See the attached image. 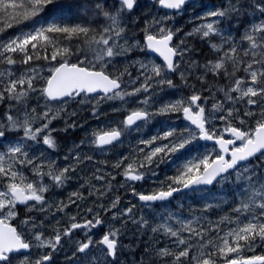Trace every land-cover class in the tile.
I'll list each match as a JSON object with an SVG mask.
<instances>
[{"label": "snow or ice", "instance_id": "snow-or-ice-1", "mask_svg": "<svg viewBox=\"0 0 264 264\" xmlns=\"http://www.w3.org/2000/svg\"><path fill=\"white\" fill-rule=\"evenodd\" d=\"M160 7L174 10L176 14L183 12L189 0H156ZM138 0H0V33L15 26L27 24L29 30L23 29L8 39H0V103L15 101L9 105L0 120V264H51L52 256L61 245L62 238L70 237L74 230H91L102 226L104 221L99 213H93L89 207L86 212L92 214V219L77 221V216H68V226L61 229L53 227V235H44L45 219L37 222L36 218L27 215L20 221L26 231H18L11 223L18 216L17 205H24L28 213H64L69 205L86 199L83 193L73 192L68 203L63 201L55 205L49 203L45 193L51 187L63 186L69 179L73 166L57 171L55 162L43 163L42 157L29 156L32 145L42 143L49 149L57 147L54 133L58 130L51 125L67 113L66 105L78 97L80 104L91 103L92 115H99V105L105 101H120L127 104V98L144 94L139 101L141 107L125 109L127 115L118 125L107 129H98L92 133L90 144L103 150L121 142V137L132 131L140 132L142 126L149 124L156 117L182 114L187 121L183 129L169 125L168 129L150 137L141 139L138 144V154L142 159L133 158L125 164L129 157L125 156L112 165L120 173L125 182H136L148 179V173L155 178L158 173L151 168L153 164L159 167L164 162L176 156V175L165 177L158 181V187L148 194H133L146 206L154 202H165L183 190L198 191L202 186L213 185L225 179L226 174L236 171L238 193L235 197V207L230 214L221 216L217 221L207 220L203 215L193 216L184 220L178 215L169 213L162 222L151 228L152 233H162L172 240V247L154 249L161 259L171 258L170 264H217L221 258L224 264H264V255L244 256L243 252L253 251L257 244L264 245V181L259 179V173L264 170V0H226L221 7H214L204 12L198 19L205 21L195 26L186 36H198L206 41L215 59H208L203 65L197 61H185L184 56L192 49L185 46V41L173 45V37L180 31L162 26L171 17H153L145 21L143 29L144 42L134 38H126L128 26L125 20L137 6ZM241 16L249 17L244 32L239 40L225 33L221 24L227 20L229 25L233 19ZM91 17V19H90ZM101 18L102 21L101 22ZM158 26V32L151 29ZM75 49V50H73ZM139 50L144 53V59L137 58L116 66L118 58H126L129 53ZM152 52L162 57L163 63L157 64L148 59L147 53ZM16 56L20 57L18 61ZM75 57V62H72ZM55 61L44 76L43 66L26 67L19 75L13 70L17 63L32 65L38 61ZM186 67L182 69L181 65ZM136 68L137 75L133 77L130 69ZM193 69H202V74L196 79L206 83V77L223 78L228 83L216 88V93H222V99L203 96L196 92L194 85L188 80ZM243 72V76L237 75ZM179 74L180 80L191 87L193 94L161 103L154 110L152 95L154 88H176L169 75ZM125 77L128 79L126 80ZM42 82V83H41ZM129 90V85H135ZM40 85V86H38ZM39 93L45 100L43 111L37 112L35 107L29 108L27 101L32 95ZM209 99L214 102L206 109ZM63 105L59 109L50 106L51 102ZM245 104L246 109L241 115L237 105ZM230 105V106H229ZM22 109L13 115L14 108ZM120 111V109H114ZM75 117L77 113L70 114ZM255 118L254 125L247 121ZM239 121L242 127L234 126L233 120ZM6 121V123H5ZM223 122V127L217 134L213 126L215 122ZM59 131L67 132L75 129L77 124H68ZM22 132L23 135L7 146L3 141L8 133ZM225 133L231 138H225ZM199 141H214L211 150L201 151L197 146ZM160 142V143H158ZM84 141H81V145ZM216 146H218V151ZM76 146L75 160L77 165L91 162L92 157L79 152ZM147 149V151H145ZM190 150V151H189ZM189 151L187 156H183ZM40 159V164L35 163ZM31 167L36 179H29L21 168ZM47 171H44V168ZM97 169V172H100ZM47 177L51 184L44 183ZM255 177V179H254ZM97 181L103 182L102 188L90 185L89 196L96 195L102 199L112 190L115 180L110 172L93 175ZM123 187V185H121ZM31 202V203H30ZM120 202L117 196L108 208L103 204L98 207L105 212L115 209ZM227 204V200L221 201ZM220 203H206L200 211L207 212L220 207ZM133 207L122 212H114L113 219L128 217L133 224L141 228L148 226V221L141 217L132 218ZM175 220L179 227H173L169 220ZM202 221H204L202 223ZM128 221H124L126 224ZM57 221V225H59ZM223 226V227H222ZM227 229L226 231L224 229ZM119 228H110L98 241H93L91 235H86L83 242H76V251L86 253L94 244L103 246L99 251L104 256V264H116L118 249L121 247ZM216 232L215 237L210 234ZM188 235L185 236L184 234ZM222 233V234H221ZM26 235L30 239H26ZM195 241V243H193ZM127 247V246H124ZM51 249L35 259L31 258L30 250ZM147 251V249H146ZM22 253H27L22 256ZM97 257H92L91 264H97Z\"/></svg>", "mask_w": 264, "mask_h": 264}, {"label": "rangeland", "instance_id": "rangeland-1", "mask_svg": "<svg viewBox=\"0 0 264 264\" xmlns=\"http://www.w3.org/2000/svg\"><path fill=\"white\" fill-rule=\"evenodd\" d=\"M114 1L113 0H108V3L111 4L113 3ZM142 2H144V0H142ZM218 4L214 2H211V1H204L202 0V2L200 3H195L197 4V6L199 7L200 9V14L197 15V16H193V17H190L189 20H187L188 23H186V21L184 22H180L179 25L181 24V26L185 25L186 24L190 25L188 27H184V29L182 28V30L180 29V31L177 33V36H178V41H176L174 43V45L176 44H179L181 40H185V46H189V48L191 49L192 47L195 46V42H193V38L194 40H197L198 41V46L197 47H201L202 45H204L206 47V49H208L209 51H211L209 49V46L207 45V42L201 40L198 36H186L185 34L188 33V32H191L192 29L205 22V21H202L200 19H198V17H200L204 12L210 10V9H213L214 7H221L225 4L226 0H218ZM148 10H151V5H149V7H147ZM136 9H134L132 12H135ZM198 11V10H197ZM199 12V11H198ZM147 13V12H146ZM197 13V12H196ZM182 14V13H180ZM156 18H161V17H171L170 19H166V21H164L163 25L164 27H168V28H171V29H175L177 27V25L175 24V21H176V18L175 16L171 15V14H166L165 12L163 13H158L157 10L156 12H153L152 13V16L149 15L148 13L145 14V16L143 15V18L145 17H149V19L152 20L153 17ZM151 17V18H150ZM125 18H128V19H132L133 18V14H128L126 15ZM242 19V21L240 20H237L238 22V26H240V31H242V34L244 32V27L246 26V24L248 23V19L249 17L247 16H241L240 17ZM191 19V20H190ZM178 25V26H179ZM127 26H128V33H127V37L126 38H134L136 40H139L141 43H143V39H144V36H145V33L143 31V29L145 28V22H141L140 24H138L137 26L135 24H131V21H129L127 23ZM175 27V28H174ZM180 27V26H179ZM221 27L222 29L224 30L225 33H227V29H230L231 27L228 26L227 28V20H225L222 24H221ZM189 28V29H188ZM227 28V29H225ZM139 29H141L139 31ZM158 26H154L151 31L153 33H157L158 32ZM155 31V32H154ZM240 31L238 33V30L235 31V33H233V37L236 39V40H239L240 39V36L242 34H240ZM139 32H142V37L140 36ZM191 37V38H190ZM193 42V44L191 43ZM191 44V45H189ZM212 52V51H211ZM192 51L191 53H188L184 56V60L185 61H193L192 59ZM144 56L145 54L144 53H141L139 50H136V51H133L131 53L128 54V56L126 58H129V57H133L135 59L137 58H140V59H144ZM147 57L148 59H151V60H154L155 63L157 64H162V62L157 59L155 56H152L150 54L147 53ZM126 58H122V59H126ZM119 59V58H118ZM117 59V60H118ZM117 60H116V64H117ZM208 60V59H207ZM126 63V62H125ZM200 65H203V63H199ZM117 66V65H116ZM120 65H118L117 67H119ZM182 69L184 67H186L185 64H182L181 65ZM202 69H193L192 70V75L189 77V80H188V84L189 85H196L195 86V90L196 92H202L201 90V86L200 84L202 82L200 81H197L196 77L197 75H201L202 74ZM20 73H18L17 75H19ZM132 74H133V77H135L137 75V70L136 68L134 69V71H132ZM237 75L239 76H243L244 73L243 72H240L238 73ZM170 79H172L174 81V83L177 85V83H179V86L181 85L183 91H181L180 93L186 95L187 96H190L193 94V90L190 91V89H192L191 87H187L185 86L184 83H182V81L180 80V77H179V74H175V75H169ZM125 79L127 80L128 78L125 77ZM194 82H193V81ZM193 82V83H192ZM196 82V83H195ZM42 83V82H41ZM191 83V84H190ZM131 87H129V90H131V88L133 86H136L138 87L139 86V82H137L135 85H129ZM205 87V90H207V92H209L205 97H212L214 93H216V89L214 90H210L209 88V85H203L202 88ZM176 88H174L173 90H175ZM171 89L167 88V87H164L163 90H161L159 87L157 88H154L152 90V92L149 93V95H152V104H153V108L150 109V110H154L155 107H158L161 103H163L166 99L169 98V95L170 94H163V93H167L168 91H170ZM39 94V93H38ZM161 94H163L161 96ZM157 96H159L157 98ZM222 96L223 94L222 93H216L215 95V99H222ZM36 95H32L31 99H35ZM92 97L93 96H89V100L92 101L91 103L89 102H86L85 104H80L79 102H77V99L75 101H70L66 107H67V113L69 115H64L63 113L61 114V118L60 119H57L55 121H53L52 123V127L57 129V130H60V129H63L65 128V121H67L68 124H72L73 122H75L77 124V127L75 129H72V128H69L67 132H64V131H57L54 133V136L56 139H64L65 137L67 138L68 136H72L73 134L76 135L77 132H80L78 129L81 127L82 129V137H79L80 139V142H78V144H76L74 147H76L77 145H80L79 147V151L86 153V155L88 156H91L92 157V161L89 162L90 166L91 167H94V173L93 174H97V175H100V174H104V173H111L113 176H117L118 174L122 173L123 171V167H121L120 169H114L112 167V165L114 163H116V161L114 160L113 162L111 160H107V156H109V153L110 151L105 149V150H100V149H97L95 148L94 146H92L90 144V141L92 139V133L94 131H96L98 128V125L96 126V124L94 125H89L90 121H93L94 120H98V116L94 117L92 115V113H87L86 112V116H84L83 114H81L83 111L82 108L83 106H85V109L87 110L88 107L91 108L92 107V103H94V100H92ZM144 98V94H138L136 97H129L128 99L129 100V104L128 105H125L123 107L124 111L127 113V111L125 109H135L137 107H141L139 101L142 100ZM81 99H84V97L82 96L80 98ZM132 99V100H131ZM44 100V99H43ZM41 101L36 99V100H33L31 101V103H29L30 107L29 108H33L35 107L37 109V107L35 106V104L38 105V108L39 109H42L43 108V105L45 104V100L44 101ZM114 101H107V103H113ZM214 101L212 99H209L207 104H206V109H210L211 108V104L213 103ZM116 103V102H115ZM131 103V104H130ZM50 106L54 109H59L61 108L63 105H61L60 103H55L54 101L50 103ZM230 106V105H229ZM44 109H42L41 111H43ZM85 110V111H86ZM75 111L77 113V115L75 117H72L70 114ZM37 112H40L38 111L37 109ZM18 114V111L15 109V113L13 115H17ZM113 114V115H111ZM117 114V115H115ZM4 115L5 113L2 112L0 110V120H4ZM64 115V116H63ZM110 115V120L109 118H107L105 121L101 122V124H104L103 125V129L105 128H109V127H112V126H116L119 124L120 121H122L119 118H117L119 116V111H114L113 112L111 111V113L109 114ZM117 116V117H116ZM113 117V118H112ZM115 117V118H114ZM176 118V117H174ZM174 118H173V114L170 115V116H164V117H158L159 119V123L158 124H152L155 119H157V117L152 121L150 122L149 124H147L148 126L149 125H152L151 127V130L149 131L148 128H147V125H144L142 126L141 128V131L140 132H136V131H132L131 133H126L125 135L128 136L129 134H131L132 136L135 135L136 137L135 138H131V139H135V143L132 144V143H129V152H131L130 155H124L129 157V160L127 163H129L133 158H136V155H138V159H142L143 158V154H138V148H141V147H144V145H141V144H138V141H140L141 139H144V140H147L149 139L150 137L154 136V135H157L159 133H162L163 131L167 130L169 125H172V126H178L179 129H183L184 126H182V123L180 122H175L174 121ZM235 119L232 121L234 122ZM161 122L164 123V129L162 128L161 126ZM6 123V121H5ZM61 123V124H60ZM247 124L249 125V121H247ZM216 129H217V132L219 130L222 129V127L224 126L223 125V122L221 121H217L214 123L213 125ZM239 127H242L241 125H237ZM146 131V132H145ZM74 132V133H73ZM84 132H87V133H84ZM19 133H20V136H22V132H17V133H8L7 135H9V138L8 140L6 139L3 143L5 146H7V144L11 141V142H14L13 140H16L17 138H19ZM71 133H73L72 135H70ZM145 133L147 135H145ZM18 134V135H17ZM13 135V136H12ZM17 136V137H16ZM14 137V138H13ZM131 136H129L128 138H130ZM81 141H84V143L81 145ZM28 144L32 145V147L30 149H27L29 151V156L32 157V156H35V157H41V154L43 153V157H42V161L43 163L46 164V159L47 157L50 158L52 157L51 156V153L49 152V148L46 146V145H43L42 143L40 144H36L32 141H28L27 142ZM160 143V142H158ZM124 144V143H123ZM197 146L200 148L201 151H205V150H211L214 146H211V145H206L204 143H202L201 141H199L197 143ZM87 149V150H86ZM114 149L117 151L118 148H117V145L114 146ZM4 150L3 148H0V151ZM43 150H46V154ZM145 151H147V149H145ZM218 151V150H217ZM83 153V154H84ZM69 155L67 156H70L72 153H68ZM185 153H183V156H187V155H184ZM61 155V154H59ZM59 155L56 157V159L59 158ZM183 157H181L180 160L177 159V157L174 155L171 157V160L175 161V163H169V162H164L165 163V166L168 167V166H171L172 165V168H174V171L171 175H166L165 177H168V176H174L176 175V171H175V168H176V164H179L181 161H182ZM40 159L36 160L35 163L37 164H40L42 162ZM164 163H161L159 165H162ZM109 165V166H108ZM81 166H83V164H81ZM18 168H21V166L17 165ZM151 168H155L156 165L153 164L152 166H150ZM82 168V167H81ZM97 169H100L101 171L100 172H97ZM114 169V170H113ZM21 170L24 172V174L27 176V170H26V167H22ZM93 171V170H92ZM87 173V172H86ZM117 174V175H116ZM149 175V173H148ZM260 176L262 177H259V179L261 178L262 181H264V170H262L260 173H259ZM236 176H237V172L235 171L233 174L231 173L230 175L226 176L224 180H221L218 184V186L210 191H195V192H192L190 194H186V195H183V196H179L177 198V200L175 201L176 202V206L174 208V211H170L172 212L174 215L177 214V212L179 210H182L184 208H186V206H188L189 204H186V202H189L191 200V196H193L194 198H197V204L194 205V208H195V211H196V216H201L202 213L200 212H197L201 209H203L204 205L206 203H211V204H216V203H219V201L221 202L222 200H226L228 197H223V195H219L220 192H224L226 193V191H224V188L228 189L229 186H231V184L233 185L234 182L237 181L236 179ZM118 177V176H117ZM165 177L161 178V180H164ZM255 179V177H254ZM121 181L124 182V189L122 191V193H125L127 196V199H129L131 202H135L134 201V198H133V195H132V191L133 189H136V186L137 184L140 182V181H136V182H125V178H121L120 179ZM115 181L113 180V183ZM145 182L149 183L150 182V178L148 179H145ZM241 181H238V183H240ZM231 183V184H230ZM224 184H226V186L224 187ZM102 185H103V182L101 181H97V186L98 188H102ZM121 191V189L119 190L118 188H113L111 191H109L108 193H112L114 192V199L115 197L119 196L120 197V200L121 199H125L126 197L125 196H120L118 194V192ZM130 194V195H129ZM228 194V193H227ZM129 197V198H128ZM133 198V199H132ZM100 200V199H99ZM104 205H106V196L104 197ZM112 203V201L109 200V206L110 204ZM134 205H137L136 203H130L128 205H125L123 204L122 207H121V210L120 212H122L124 209L126 208H129V207H133L135 209H133V213H132V218L134 219H137L139 220V218H141L142 216H144L148 211H145L144 207L142 205L140 206H134ZM126 207V208H125ZM232 207H235V206H232ZM157 208V207H156ZM169 209L167 206H163V208L161 209H157V210H154L152 213L156 214V215H160V213L164 210H167ZM115 210H117V208H115ZM138 210V211H137ZM152 210V209H150ZM150 212V211H149ZM207 215V218H209V212H206L204 213L203 215ZM230 214V213H229ZM195 216V215H194ZM222 215H217L216 218L212 221H217ZM111 217L113 218V215H111ZM159 219H160V222L161 223V218L159 216H157ZM124 221H128L126 224L124 223ZM116 222V224H114V228H119L121 230L120 232V236H119V241H120V245L124 251V253H122V250H121V256L119 258H117L116 260V264H144L142 262V259L141 258H145V257H141V258H135L137 257L136 254H135V251H134V248L135 247H132V244L131 243H127V241H124V238L126 235H130L132 232H135V231H140V230H145V228H141L138 224H133L131 222V220L128 219V217H123L122 219H115L114 223ZM176 224V223H175ZM153 226H155V223H153ZM153 226H150V227H153ZM112 227V228H113ZM149 227V228H150ZM223 227V226H222ZM106 228L109 230V223H108V226H106ZM225 231L227 230L226 228L224 229ZM151 231V230H150ZM88 232H86L87 234ZM151 234V233H150ZM155 234H158V233H155ZM222 234V233H221ZM211 237H215L216 236V232H212V234H210ZM123 239V240H122ZM76 241H80V242H83L81 240V237L80 236H76ZM194 243V241H193ZM124 246H127V247H124ZM257 247V246H256ZM256 247L254 248L253 251H255ZM131 250V251H130ZM253 251H247L245 250L243 252V255L244 256H249V255H255L253 253ZM246 252V253H245ZM260 255H264V254H260ZM124 256V257H123ZM89 258V257H88ZM92 258V257H91ZM137 259V260H136ZM141 259V260H140ZM218 259H221V258H218ZM88 261L90 262L89 264H91V259L89 258Z\"/></svg>", "mask_w": 264, "mask_h": 264}, {"label": "flooded vegetation", "instance_id": "flooded-vegetation-1", "mask_svg": "<svg viewBox=\"0 0 264 264\" xmlns=\"http://www.w3.org/2000/svg\"><path fill=\"white\" fill-rule=\"evenodd\" d=\"M140 1L141 0H138V2H140ZM153 3L156 6L158 5V3L156 1H153ZM80 98L81 97L77 98V102H79ZM86 111H87V113H89V112L92 113V111H89V110H86ZM180 116L178 115L177 118L183 119L182 114ZM94 117H96V116H94ZM98 121H99V119L98 120H94L93 119V121H90L89 125L90 124L91 125L96 124V126H97L98 125ZM78 130L80 132H77L76 135L73 134L74 132L71 133V134H73L72 137L68 136L67 140L66 139L65 140L56 139L57 140V147L55 149H49V152L51 153L52 157H50V158L47 157V160H46L47 161L46 164L49 163V162H52V160H53L55 162V166L57 167L56 168L57 171L59 170L58 166L61 169V168H64V167H69L70 165L71 166L74 165L76 169L74 168V171L69 172V177H70L71 180L69 179L63 186L51 187V189L48 191L50 194H48V192H46L44 195H45L46 200H48L49 203H51L53 205H55L56 203L61 202V201L65 202V203H68L70 195L73 192H77V191L83 193V195H84V197L86 199H84L82 201L78 200L77 204H75V205H71L70 204L69 207L65 210L64 213L56 212L55 207H53L51 211H52V213H54V215L49 214V213H40V212H36V211L31 212V213L28 214L27 209H26V207L24 205H17V209L16 210H17L18 216H17L16 219L11 221L13 226L17 227L18 231H26V229H24L23 226L20 225V221L26 218V214L35 217L37 222H39L41 219H45L46 218V222H45V225H44V235L45 236H51V235H53V232H52V228L53 227H60L61 229H63L64 227L68 226V223H69L68 216L76 215L77 216V221L78 222H83L84 219H92L93 218L92 214H89V213L86 212V209H88L89 207H91L93 209V213H96V212L99 213V217L104 221V224L102 226H99V227L91 229V230L77 229V230L73 231V233H72V235L70 237L62 238L61 245L59 246L57 251H55L53 253L51 264H89L90 262L88 261V259L90 258L92 260L91 257H97L98 258L97 264H104V259L105 258L103 256V254L99 251V249L102 248L103 246L94 244L89 250L86 251V253H83V254L78 253L76 251V247H77V245H76V242H77L76 241V236L80 235L81 240L84 241L86 239V235H91L93 241H98L102 237V235L106 231H108V229L106 228V226H108V223H109V229L112 228L114 226V224H116V222L114 223L115 220L111 217V215H113L114 212H117V210L120 211L121 210L120 206H122L123 204L128 205L130 203L131 204L132 203H136L137 205H134V206L142 205L144 207H150V206H152V207H156V206L160 207L162 205V204H151L150 206L143 205L140 202V200L138 199V197L133 194V191H132V195H133V198H134L135 202H133V201L131 202L129 199H127L126 194H125L123 196H125L126 198L120 200L119 204L116 207L117 210L112 209L111 211L105 212L103 209L99 208L98 206L100 204H103L104 208H108L109 207V200L110 201L114 200V192H112L110 194L107 193V195H106V205H104V202H105L104 201V197L102 199L98 200L96 195L89 196L90 185L88 183H86V181H90V184L91 185H95L96 188H98V186H97V180H95L93 178L94 170L91 173L87 174L86 171H85L87 169H86V167L84 165L82 166V168H79V167H81V163H80V165L79 164L77 165L76 163H74V162H76V160L74 158L75 157V153H76V147H74V146L76 144H78V142H80L79 137H82V133H81L82 129H81V127ZM13 141H15V140H13ZM66 141H68V142H66ZM115 145H117V144L115 143L112 146H106L103 149V150L107 149V150L110 151L109 156H107V160H111L112 162L114 161V156H115V150H114V146ZM43 151L46 154V150H43ZM64 152H67V153L65 154ZM68 153H72V154L67 157ZM58 154H61L63 156L59 155L60 157L58 159H56ZM61 157H63V158H61ZM69 159H71V160H69ZM61 160L62 161L64 160L63 161L64 165H62V161ZM67 163H68V165H67ZM159 167L161 169H165L166 168L163 165H160ZM26 170H27V176L29 177V179H36V177L33 176V173L31 171V167H26ZM47 170L48 169L45 167L44 171H47ZM75 170H76V172H75ZM168 174L171 175L172 172H168ZM73 175H74V177H73ZM46 178L47 177L44 178L45 179L44 183H46V184L50 183L51 184V181L48 178L47 179ZM145 187H147V188H145ZM157 187H158L157 181L149 182V183H147L146 186L144 184H141V187H139V185H138L136 187V189H135V192L148 194V193L152 192L154 189H156ZM113 188H115V185H114V183L112 181V189ZM52 189L54 191L51 193ZM57 221L60 222L59 225H57ZM86 232H88V233L86 234ZM25 238L26 239H30V236L26 235ZM50 251H51V249H36V248H32L30 250V255H31L32 259H35V258H37V257H39V256H41L43 254H47ZM118 252H119V249H118ZM25 254H27V253H22L21 254V258ZM221 263H224V262H221Z\"/></svg>", "mask_w": 264, "mask_h": 264}, {"label": "trees", "instance_id": "trees-1", "mask_svg": "<svg viewBox=\"0 0 264 264\" xmlns=\"http://www.w3.org/2000/svg\"><path fill=\"white\" fill-rule=\"evenodd\" d=\"M208 1H211V0H208ZM214 1H215L216 4L220 3V2H218V0H212V2H214ZM189 10H192L193 12L196 10L195 13L192 14L194 16H197V15L200 14V9L199 8L198 9H196V8H189ZM145 14H147V13H143V12L141 13V12L135 11L133 13V18L132 19L125 18L126 23H128L129 21H131V24L132 25L135 24L137 26L141 22L151 21V19H149V18H147V19L146 18H143V15H145ZM178 18L179 19L177 20V24H179L183 20H184V22L187 21V20H189V18L188 19L185 18L186 19L185 20L184 17H182V16H178ZM90 19H91V17H90ZM239 20L242 21L241 18ZM101 22H103L102 19H101ZM237 22L238 21L236 19H233L232 22H231V25H229V23L227 21V28H228V26L231 27L230 29L225 28V29H227V33L230 32L231 34H233L235 32V30H238V33H239L240 26H238V23ZM179 26H177L176 28L174 27V28L175 29H180V28L182 29V28L185 27V25L180 26V27ZM188 26H190V25L189 24L188 25L186 24V27H188ZM22 29L24 31H27V30H29V26L27 24H24V25H19V26L10 28L6 32H4V33H0V39L6 40L9 37H12V36L18 34ZM17 30H19V31H17ZM140 30L141 29H139V31ZM139 34H140V36L142 38V32H139ZM240 34H242V31H240ZM193 41L196 44L198 43L196 40H193ZM191 49H192V53H193L192 54V59H193V61H197L198 63H201V64L203 63L204 64L207 59H213V58L215 59L216 58L215 55L211 51H209L208 49H206V47L204 45H202L201 47L194 46ZM73 50H75V49H73ZM15 59H17L19 61L20 60V57L19 56H16ZM119 59H118L116 65L117 66L120 65L119 67H122L125 64V62L127 63L129 61H132L134 58L133 57L132 58L129 57V58H126V59H122V58H119ZM72 62H75V57H73ZM55 64H56L55 61L49 63L48 61L41 60V61H38V62H34L32 65H27L26 66V65H22V64L17 63L16 65H14L12 67H13V70L15 71L16 75H17L18 73H21L22 71H24V69L26 67H30V66H43L44 71H43L42 74L44 76H47L48 75V68L54 66ZM2 67H4V66L3 65H0V68H2ZM134 69L135 68H132L130 70L131 71H134ZM226 83H228V82L226 80H224L223 78H214L211 74H209L206 77V83L202 82L200 84V86H201V90L204 91L203 92L204 96H206L209 92H207V90H205V87L202 88L203 85H209V88L212 91V90L216 89L219 86L225 85ZM38 86H40V85H38ZM163 94H170L169 95V98L166 99L164 102L169 101V100H175V99H178V98L182 97L181 95H177V94H180V93H178L176 90H172V91H169V92L163 93ZM163 94H161V96ZM35 95H36L35 99H31L30 98L27 101L28 107H30L29 103H31V101H33V100L38 99V100H40V102L43 100L42 98L39 97V94L38 93H36ZM158 97L159 96H157V98ZM222 98H223V96H222ZM129 100L130 99L127 98V104L126 105L129 104ZM10 104L15 105L16 102L15 101H7V100H5L3 103H0V110L2 112L6 113V111L8 110ZM35 106L37 107L38 111H40V112L43 109V108L42 109H39L37 104H35ZM124 106H125V104H122L120 101H114L113 103H107V101H105L102 104H100L99 105V115H98V117H99L98 128L99 129H102L103 128V125L104 124H101V122L105 121L107 118L110 119L109 114L114 109H120V111H119V117L122 120L124 118L125 114H126V112L123 109ZM237 107L240 108L241 115H242L243 114V111L248 106H246L245 104H240V105H237ZM15 109L17 111H21L22 110V109H20L17 106L16 108H14L12 114L15 113ZM91 109L92 108H89L88 107L87 110L91 111ZM85 110H86L85 109V106H83V108L81 110L83 112L81 114H83L84 116H86L85 113L87 112ZM119 117H117V118H119ZM248 121H249V126L254 125L255 118H251ZM233 124L240 125L239 124V121H237V120H235L233 122ZM151 127H152V125H149L147 127L149 131L151 130ZM145 135H147V134L145 133ZM116 153L117 152H115V155H116L115 158H114L115 161H118L119 159H121L125 155V154H122L121 155V154H116ZM117 176H115V180H114L115 181V187H118L120 185L119 184L120 182H118V180L121 179L122 175L121 174H118ZM259 177H262V176L259 175ZM260 180H262V179L260 178ZM238 185L240 187H242L243 186V182L238 183V181H236V182H234L233 185L231 184V186H229L228 189L224 188V191H226V193L220 192L219 195H223V197H228L226 199L228 201V203L227 204H224V203H222V202L219 201V203L221 205L220 207H218V208H212V209H210V210L207 211V212H209V218H207V215L206 214L203 215L206 212L202 213L200 210L197 211V212L202 213V215L204 217H206L207 220H211V221H212V219L214 220L218 214L219 215H222V216H224L225 214H229L231 212L232 206H235V197H236V195L238 193V190H239L238 189ZM225 186H226V184H224V187ZM118 194H122V192H118ZM190 198H191V200L189 202H186V204H189V205L186 206V208H184L182 210H179L177 212V214H175V215H178L181 219L189 220V219H192L194 215L196 216V211H195L194 205L197 204V203H199V202H197L198 201L197 198H194L193 196H191ZM174 208H175V206H174ZM174 208H169L167 210H164V211H162L160 213V215L159 214L158 215L153 214L151 216L150 214L146 213L144 216H142L143 219H145V220L148 221V226L145 227V230L135 231V232H132L130 235L128 234V238H126L127 243L129 242V243L132 244V247H135L134 248V251H135V254L137 256L135 258L145 257L144 259L141 258L142 259V262L144 264H170L171 258H166V259L159 258L156 255V252H155L154 249H156V248H164L165 246L172 247L173 246L172 245V240H174L175 238H169L167 236H164L162 233L154 234V233H152V231H150L151 228H152L150 226H153V223H155V225H156V224H158L160 222V219L157 216H159L161 219L163 217H167L169 213H172L170 211H174ZM161 222H162V220H161ZM203 222L204 221H202V223ZM169 223L172 224L173 227H179V225L176 223V221L174 219L173 220H169ZM184 235L187 236L188 234L185 233ZM194 243H195V241H194ZM146 249H147V251H146ZM255 253L256 254L257 253L258 254H260V253L264 254V245L258 243L257 244V247L255 249Z\"/></svg>", "mask_w": 264, "mask_h": 264}, {"label": "bare ground", "instance_id": "bare-ground-1", "mask_svg": "<svg viewBox=\"0 0 264 264\" xmlns=\"http://www.w3.org/2000/svg\"><path fill=\"white\" fill-rule=\"evenodd\" d=\"M191 11H192V10H191ZM144 16H145V15H144ZM145 18L147 19V17H145ZM148 18H149V17H148ZM150 18H151V17H150ZM101 19H102V18H101ZM165 21H166V20H165ZM182 22H184V20H183ZM186 23H187V21H186ZM183 24H184V23H183ZM180 26H181V24H180ZM15 27H16V26H15ZM185 27H186V26H185ZM21 28H22V27H21ZM178 28H179V27H178ZM232 28H233V27H232ZM19 29H20V28H19ZM180 29H181V28H180ZM183 29H184V28H183ZM188 29H189V28H188ZM157 30H158V29H157ZM174 30H175V29H174ZM181 30H182V29H181ZM17 31H19V30H17ZM235 31H236V30H235ZM9 32H10V31H9ZM154 32H155V31H154ZM234 33H235V32H234ZM11 35H12V34H11ZM194 37H195V36H194ZM142 38H143V37H142ZM190 38H191V37H190ZM186 39H187V38H186ZM186 39H185V40H186ZM188 39H189V38H188ZM188 39H187V40H188ZM185 40H184V41H185ZM192 40H194V38H193ZM196 41H197V40H196ZM193 42H194V41H193ZM193 42H192V43H193ZM197 42H198V41H197ZM205 42H206V41H205ZM189 45H191V44H189ZM196 45L198 46V44H195V46H196ZM207 45H208V43H207ZM191 46H192V45H191ZM187 47H189V46L187 45ZM209 49H210V48H209ZM203 54H204V53H203ZM205 58H206V57H205ZM202 59H203V58H202ZM213 59H214V58H213ZM119 60H120V59H119ZM117 61H118V60H117ZM197 76H199V75H197ZM192 81H193V80H192ZM194 81H195V80H194ZM194 81H193V82H194ZM197 81H198V80H197ZM193 82H192V83H193ZM195 83H196V82H195ZM194 86H196V85H194ZM112 112H113V111H112ZM109 113H110V112H109ZM85 114H86V113H85ZM111 115H113V114H111ZM115 115H117V114H115ZM63 116H64V115H63ZM109 116H110V115H109ZM116 117H117V116H116ZM118 117H119V116H118ZM112 118H113V117H112ZM114 118H115V117H114ZM60 124H61V123H60ZM58 131H59V130H58ZM60 132H61V131H60ZM84 133H87V132H84ZM22 134H23V133H22ZM17 135H18V134H17ZM71 135H72V134H71ZM12 136H13V135H12ZM19 136H20V133H19ZM16 137H17V136H16ZM71 137H72V136H71ZM71 137H70V138H71ZM13 138H14V137H13ZM65 139L67 140L66 137H65L63 140H65ZM68 139H69V138H68ZM70 140H71V139H70ZM70 140H69V141H70ZM66 142H68V141H66ZM66 142H65V143H66ZM67 144H68V143H67ZM61 147H62V146H61ZM67 147H68V146H67ZM69 147H70V146H69ZM63 148H64V147H63ZM65 148H66V147H65ZM66 149H67V148H66ZM61 150H62V149H61ZM86 150H87V149H86ZM67 151H68V150H67ZM61 152H62V151H61ZM64 153L66 154L67 152H64ZM83 153H84V151L81 152V155L86 154V153H84V154H83ZM58 155H59V154H58ZM68 155H69V154H68ZM61 156H63V155H61ZM59 157H60V156H59ZM67 157H68V156H67ZM61 158H63V157H61ZM61 158H60V159H61ZM70 158H71V157H70ZM46 160H47V159H46ZM51 160H52V159H51ZM69 160H71V159H69ZM52 161H53V160H52ZM55 161H56V160H55ZM61 161H62V160H61ZM63 161H64V160H63ZM63 161H62V165H64V164H63ZM72 161H73V160H72ZM59 162H60V161H59ZM66 162H67V161H66ZM60 163H61V162H60ZM64 163H65V162H64ZM72 163H73V162H72ZM74 163L77 164V162H74ZM81 164H83V165L86 167L87 170H85V171L87 172V174L91 173L92 170H94L93 167L90 166L89 162H83V163H81ZM65 165H66V164H65ZM67 165H68V163H67ZM79 165H80V164H79ZM70 166H71V165H70ZM72 166H74V165H72ZM76 166H77V165H76ZM108 166H109V165H108ZM171 166H172V165H171ZM81 167H82V166H81ZM81 167H79V168H81ZM56 168H57V167H56ZM58 168L60 169L59 166H58ZM74 168H75V166H74ZM44 169H45V168H44ZM75 169H76V168H75ZM77 170H78V169H77ZM80 170H81V169H80ZM83 170H84V169H83ZM83 170H82V171H83ZM75 172H76V170H75ZM76 174H77V173H76ZM68 175H69V174H68ZM82 176H83V175H82ZM73 177H74V175H73ZM71 178H72V177H71ZM46 179H47V178H46ZM72 179H73V178H72ZM70 180H71V179H70ZM44 181H45V179H44ZM44 181H43V182H44ZM155 183H156V182H155ZM157 183H158V181H157ZM47 184H48V183H47ZM49 184H50V183H49ZM155 185H156V184H155ZM151 186H152V185H151ZM145 188H147V187H145ZM50 189H51V188H50ZM53 191H54V190L52 189L51 193H52ZM149 191H150V190H149ZM87 193H88V192H87ZM48 194H50V193L48 192ZM61 195H62V194H61ZM129 195H130V194H129ZM66 196H67V195H66ZM126 196H127V195H126ZM128 198H129V197H128ZM132 199H133V198H132ZM196 203H197V202H196ZM125 205H126V204H125ZM125 208H126V207H125ZM22 214H23V213H22ZM28 214H29V213H28ZM101 214H102V213H101ZM19 219H20V218H19ZM212 220H213V219H212ZM52 221H53V220H52ZM109 222H110V221H109ZM18 227H19V226H18ZM102 233H103V232H102ZM79 236H80V235H79ZM72 244H73V243H72ZM262 247H263V246H262ZM144 248H145V247H144ZM94 249H95V248H94ZM130 251H131V250H130ZM138 252H139V251H138ZM68 253H69V252H68ZM245 253H246V252H245ZM153 255H154V254H153ZM123 257H124V256H123ZM78 259H79V258H78ZM70 263H71V262H70Z\"/></svg>", "mask_w": 264, "mask_h": 264}, {"label": "water", "instance_id": "water-1", "mask_svg": "<svg viewBox=\"0 0 264 264\" xmlns=\"http://www.w3.org/2000/svg\"><path fill=\"white\" fill-rule=\"evenodd\" d=\"M173 11H174V10H173ZM173 40H174V37H173ZM172 42H173V41H172ZM148 53L156 55L159 59H161V60L163 61L162 57H159L158 54H155V53H152V52H148ZM226 134H228V133H226ZM228 135H230V134H228ZM207 142H209V143H214V141H207ZM230 172H232V171L230 170ZM216 183H217V182H214L213 185H215ZM213 185H209V186H206V187H211V186H213ZM202 187H203V186H202ZM187 191H190V190H183V191H181V192H179V193H176V194H174V195L180 194V193H182V192H187Z\"/></svg>", "mask_w": 264, "mask_h": 264}]
</instances>
